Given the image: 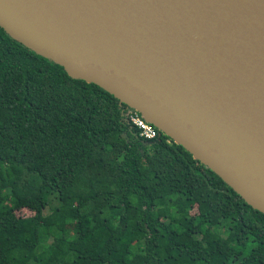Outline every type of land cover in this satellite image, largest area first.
I'll list each match as a JSON object with an SVG mask.
<instances>
[{
  "label": "trees",
  "instance_id": "obj_1",
  "mask_svg": "<svg viewBox=\"0 0 264 264\" xmlns=\"http://www.w3.org/2000/svg\"><path fill=\"white\" fill-rule=\"evenodd\" d=\"M130 109L0 27V264H264V213Z\"/></svg>",
  "mask_w": 264,
  "mask_h": 264
},
{
  "label": "water",
  "instance_id": "obj_2",
  "mask_svg": "<svg viewBox=\"0 0 264 264\" xmlns=\"http://www.w3.org/2000/svg\"><path fill=\"white\" fill-rule=\"evenodd\" d=\"M0 27L264 213V0H0Z\"/></svg>",
  "mask_w": 264,
  "mask_h": 264
},
{
  "label": "built area",
  "instance_id": "obj_3",
  "mask_svg": "<svg viewBox=\"0 0 264 264\" xmlns=\"http://www.w3.org/2000/svg\"><path fill=\"white\" fill-rule=\"evenodd\" d=\"M127 117L131 124L137 127L140 136L145 139H153L156 137L157 128L145 120L138 111L131 108L127 113Z\"/></svg>",
  "mask_w": 264,
  "mask_h": 264
},
{
  "label": "rangeland",
  "instance_id": "obj_4",
  "mask_svg": "<svg viewBox=\"0 0 264 264\" xmlns=\"http://www.w3.org/2000/svg\"><path fill=\"white\" fill-rule=\"evenodd\" d=\"M52 204H54V202H52ZM42 211H43L44 213H48V212L50 211V208H49V207H46V208L43 209ZM194 211H195V209H193L192 212H194ZM16 214H17V215H21V216H30V215L33 214V212L30 211V210H28V209H26V208H23V209L17 210V211H16ZM133 263L136 264V263H137V260L133 261Z\"/></svg>",
  "mask_w": 264,
  "mask_h": 264
}]
</instances>
